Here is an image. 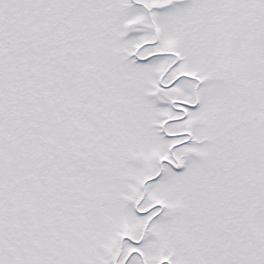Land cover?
Instances as JSON below:
<instances>
[{
	"label": "snow or ice",
	"instance_id": "obj_1",
	"mask_svg": "<svg viewBox=\"0 0 264 264\" xmlns=\"http://www.w3.org/2000/svg\"><path fill=\"white\" fill-rule=\"evenodd\" d=\"M0 264H264V0H0Z\"/></svg>",
	"mask_w": 264,
	"mask_h": 264
}]
</instances>
